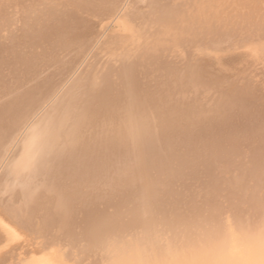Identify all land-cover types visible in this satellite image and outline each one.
<instances>
[{"label": "bare ground", "instance_id": "1", "mask_svg": "<svg viewBox=\"0 0 264 264\" xmlns=\"http://www.w3.org/2000/svg\"><path fill=\"white\" fill-rule=\"evenodd\" d=\"M226 226H264V0H0V264H184Z\"/></svg>", "mask_w": 264, "mask_h": 264}, {"label": "snow or ice", "instance_id": "2", "mask_svg": "<svg viewBox=\"0 0 264 264\" xmlns=\"http://www.w3.org/2000/svg\"><path fill=\"white\" fill-rule=\"evenodd\" d=\"M224 242L219 250L209 249L206 255L209 258L199 260H188L184 264H264V226L259 229L258 237L251 228L241 227L233 229L225 228L223 232ZM258 240L255 255L251 258L240 255L237 256V238Z\"/></svg>", "mask_w": 264, "mask_h": 264}]
</instances>
